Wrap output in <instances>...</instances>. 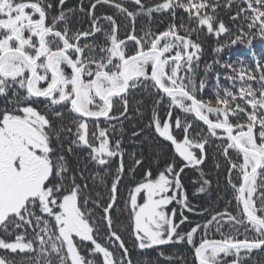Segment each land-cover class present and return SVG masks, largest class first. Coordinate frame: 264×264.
I'll return each instance as SVG.
<instances>
[{"label": "snow or ice", "instance_id": "1", "mask_svg": "<svg viewBox=\"0 0 264 264\" xmlns=\"http://www.w3.org/2000/svg\"><path fill=\"white\" fill-rule=\"evenodd\" d=\"M130 2L136 10L130 11L115 0H94L87 10L90 30L70 36L63 10L48 22L53 7L48 0H0V96L8 97L11 91L8 103L13 106L0 110V230L4 234L0 236V250L34 253V264H132L126 243L113 228L112 213L119 207L124 175L135 173L137 167H142V160L133 154L137 167L124 164L121 141H112L108 136L116 125L101 127V118L109 122L127 119L128 96L138 88H151L161 99L167 97L168 105L164 119L153 108L149 126L164 142H170L175 154L174 162L166 163L158 176L152 178L149 171L128 189L124 204L125 210L131 209L129 228L134 246L143 251L185 244L191 250L193 264H246L253 252L264 251V66L258 63L253 71L222 65L231 69L227 79L233 87L239 78V95L217 85L215 101H205L196 93L206 87V81H200L199 89L195 83L202 46L180 35L175 25L159 34L146 31L137 36L135 19L139 15L151 19L153 13L166 11L174 17L180 8L189 14L190 20L195 15L198 26L206 27L208 34L219 37L230 30L223 22L213 23L215 17L207 9L214 12L215 7L208 0H161L154 6H146L143 0ZM241 2L248 5L241 9L248 33L239 26L233 44L245 42L249 35L264 38V0ZM64 3L65 0H59L61 6ZM98 4H110L131 20L132 29L126 31L125 38L119 36L120 26L112 16L95 15ZM80 11L86 10L82 6ZM100 19L110 29L105 30ZM60 23L64 24L62 29L58 27ZM180 28L190 35L183 25ZM101 32L103 43L87 42ZM128 42L133 43L131 52L127 50ZM221 50L218 47L215 51ZM210 69V65L206 66L205 74ZM253 80L260 85L259 89L246 83ZM41 101L45 105L43 111L34 106ZM160 102L156 100L155 104ZM174 109L193 114L207 126L208 135H203L204 129L191 134L192 124L175 115V129L183 135L182 141L178 139L170 130ZM65 111L71 120L68 125H60L56 139H60L61 133L71 134L69 153L75 154L74 145L87 149V159L98 166L118 161L116 168L109 171L110 185L102 177L95 178L107 189L106 200L85 195L87 185L80 183L85 179L83 172L78 179L68 167L65 155L57 154L53 146L54 128L48 113L63 121ZM133 135L143 137V132ZM209 137L221 141L217 147L230 165L226 182L232 189L237 212H211L205 222L183 231L180 225L189 222L185 210L196 209L188 201L181 174L189 168L199 170L207 155ZM230 150L235 152V159ZM199 179L201 186L194 195L205 192L209 184L202 171ZM141 193L142 204L138 203ZM89 200L101 211L111 246L101 244L97 238L100 229L89 219L94 211L88 207ZM173 201L181 206L179 223L174 219L175 208L169 214L168 205ZM29 228L32 239L27 238ZM224 228L226 232L222 231ZM17 229L23 232H16ZM212 229L213 236L219 234V239L209 238ZM200 232L203 235L198 241ZM13 235L14 239L4 238ZM113 249L120 251L119 257ZM228 257L232 260L228 261ZM0 264L14 262L0 256Z\"/></svg>", "mask_w": 264, "mask_h": 264}, {"label": "trees", "instance_id": "2", "mask_svg": "<svg viewBox=\"0 0 264 264\" xmlns=\"http://www.w3.org/2000/svg\"><path fill=\"white\" fill-rule=\"evenodd\" d=\"M52 3L53 7L49 10L50 15L48 22L51 23V17L54 15H59L60 11L63 10L67 16V25L70 29L69 35L77 31L90 30L91 28V17L87 14V10L90 9L91 3L94 0H65L63 6L59 4V0H48ZM116 3H120L127 7L130 11L136 10V5L130 2V0H115ZM146 6H154L156 3L161 2V0H143ZM209 4L215 7V11L212 8L207 9L209 14L215 17L213 21L214 24L223 22L224 25L230 30L219 37L214 33L208 34L206 27L198 26L195 15L193 19H189V14L184 12L183 9L177 8L175 11V16L173 17L170 11L153 13L151 19L147 15H139L135 19V34L137 36H143L144 32L151 31L153 33L159 34L167 30L169 25H175L179 30L180 35H185L192 42L198 43L202 46L200 52V59L198 61L199 68L196 71L195 83L199 89V83L201 80L206 81V87L196 93L200 98L205 101L214 102L217 95V85L221 89H231L233 92L239 95V78H237V86L233 87L232 81L227 79V77L232 74L230 68H225L222 65L230 64L235 67H244L249 70L255 71L257 64L264 66V38L256 36L253 38L251 35L243 43H231L235 38V35L240 31L239 26H243L244 32L247 34L248 29L246 22L244 21V13L241 9H247L248 5L241 2V0H208ZM86 10L84 12L80 11V8ZM72 9L73 11H69ZM241 12L238 19L233 20V17L237 16V13ZM201 14H204L203 12ZM95 15L99 17L112 16L116 23L120 26L119 36L125 38L126 31L130 32L132 29L131 20L123 14H120L115 7L110 4H98L95 9ZM99 23L101 26L108 30L110 25L104 20L100 19ZM183 25L188 29V35L185 33L180 26ZM127 26V29L125 28ZM59 28H63L64 24L60 23ZM95 41L97 44L104 42L103 32L96 33L95 36L89 37L87 42L92 43ZM84 40L82 39L81 43ZM218 47H222L220 52L215 50ZM133 43L128 42L127 50L132 51ZM219 61V63H217ZM211 66V69L205 74L206 66ZM150 74V67L148 69ZM258 76V73H257ZM253 86L255 89H259L260 85L255 81H246ZM223 94L222 92L220 93ZM12 98L11 91L8 97L0 96V110L5 107H13L8 103V100ZM129 108L127 112V119H121V121H105L101 118V127H108L109 123L116 125V130L109 131L108 136L112 141L120 140L123 151L125 153L123 157L124 164L131 168L137 167L133 164V154L136 158L142 160V167H137L135 173H126L123 177L121 184V200L119 202V207L112 213L114 223L113 228L122 236L124 242L130 253L132 264H193V257L191 250L185 244H170L161 246L159 249H147L139 250L133 244L134 237L130 232L129 225L131 220L128 213L130 212V207L125 210L124 201L128 198V189L133 187L136 182L141 181L144 174L151 172L152 178L158 176L159 172L162 171L166 163L174 162L172 157L174 156V148L170 145V142H164L162 138H159L157 134L154 133V128H150V121L153 115V108L157 109V114L159 118H166V111L168 105V98L158 95L155 90L149 88L145 90L144 88H138L128 96ZM160 100V104L156 105L155 101ZM239 103L244 104L243 101ZM38 110H44V102L41 101L34 105ZM245 107H248L246 104ZM251 111L250 108H248ZM173 122L171 124L170 130L174 131L177 138L181 141L183 140V135L179 129H175L174 119L175 115H179L182 120L192 124L190 129L191 134L200 132L204 129L203 135L207 136L206 131L207 126L203 125L201 121L196 120L193 114H186L180 112L179 109L173 110ZM49 119L53 122L54 131L52 133V143L56 149L57 154L63 153L67 159L68 167L76 172L77 178L79 179L80 173L83 172L85 177L84 180H80L81 185L86 184L88 191L85 195H90L93 199H107V189L104 184L100 182L99 179H95L97 176L102 177L104 181L110 185L112 182V176L109 174L110 170H114L117 166L118 161H114L110 165L98 166L95 163L87 159V149H78L72 145L75 154L68 152L70 146V133H61L60 139H56V131H59L60 125L63 123L68 125L71 116L65 111V119L60 121L49 112ZM222 118V117H221ZM210 119L215 121V116L210 114ZM92 125H90V128ZM134 132H143V137L134 136ZM219 133V132H218ZM221 141L209 137V142L206 145L207 155L204 162L199 165V170H193L191 168L186 169L182 173V184L184 186V191L187 195L189 203L196 209V212L208 209L204 215H198L196 212H189L185 210L184 215L188 217V221L180 225V229L187 231L190 227L195 226L197 223H203L210 218L211 212H222L227 209L232 214H236L237 206L236 201L232 199V189L227 185L226 177L228 176V168L230 165L226 162L224 155L220 148L217 147ZM198 151V150H197ZM232 157L235 159L236 154L232 150ZM179 160V157H176ZM242 162V158H241ZM200 171L204 173V178L209 181L206 185V191L202 193L194 192L197 188L201 186ZM99 194V196L97 195ZM143 195L138 197V201L141 202ZM138 202V203H139ZM230 202V203H229ZM89 208L94 209L89 219L93 222L95 227L100 229L97 234V238L101 244H108V232L101 220V211L97 209L89 200ZM176 209L175 221L179 223L181 206L175 201L168 205L169 214L171 215V209ZM11 230V229H10ZM222 231H227V228L222 229ZM243 231V229H241ZM16 232H23V229H17ZM215 233V229L210 232L209 238L219 239V234ZM3 231L0 230V236H3ZM200 235L197 236L199 241ZM5 239H14V235L11 237H4ZM28 239H32V229H28ZM239 238H243L242 236ZM116 252L117 257L120 256V251L113 249ZM83 251V250H82ZM163 255H160V252ZM87 255V252H83ZM29 255H31L32 260L29 261ZM0 256L6 257L8 260L14 262V264H34L35 254H21V253H11L5 250H0ZM170 257V259L168 258ZM228 261L232 260V257L227 258ZM246 264H264V251H255L251 254V259L246 261Z\"/></svg>", "mask_w": 264, "mask_h": 264}, {"label": "rangeland", "instance_id": "3", "mask_svg": "<svg viewBox=\"0 0 264 264\" xmlns=\"http://www.w3.org/2000/svg\"><path fill=\"white\" fill-rule=\"evenodd\" d=\"M140 195H143V193H141ZM138 202H139V201H138ZM139 203H141V204L143 203V197H142V199H141V202H139Z\"/></svg>", "mask_w": 264, "mask_h": 264}, {"label": "water", "instance_id": "4", "mask_svg": "<svg viewBox=\"0 0 264 264\" xmlns=\"http://www.w3.org/2000/svg\"><path fill=\"white\" fill-rule=\"evenodd\" d=\"M222 130H217V132H221Z\"/></svg>", "mask_w": 264, "mask_h": 264}]
</instances>
